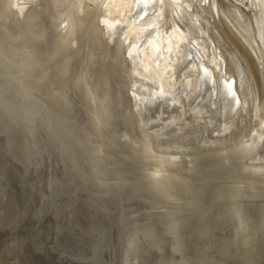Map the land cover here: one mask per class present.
<instances>
[{
    "label": "bare ground",
    "instance_id": "bare-ground-1",
    "mask_svg": "<svg viewBox=\"0 0 264 264\" xmlns=\"http://www.w3.org/2000/svg\"><path fill=\"white\" fill-rule=\"evenodd\" d=\"M0 131L9 139L17 157H22L21 161L34 164L44 150L53 152L66 162L78 187L114 190L120 194L119 206V200L130 194L129 201L139 200L155 206L156 211L160 209L158 214L143 216L141 211L145 206L139 207L142 218L138 213L129 216L132 222L122 228L130 229L129 237H124L129 242L125 239L117 242L120 245L125 242L132 254L140 247L155 246L160 236L167 237L176 246L174 240L182 229L177 212L183 208L184 212L190 211L193 202L212 201L221 205L229 201L240 203L244 198L250 203L256 198L264 199L260 190L264 191V0H0ZM189 145L192 151L193 145L214 150L203 153L206 149H202L194 157L187 150ZM219 162L230 169L218 168ZM193 164L197 167V176L192 183L186 179L187 175L183 176L182 170ZM12 178L9 175L13 181ZM16 187H10L14 188L12 202L18 192ZM25 189L29 195L31 188ZM19 193L15 199L20 196L23 203L25 196L21 199L22 192ZM45 193L42 197L49 195ZM76 202H70L71 206ZM20 214L18 219L22 217ZM241 215L226 217L233 220V229L237 232L245 223ZM243 216L245 227L255 230L248 211ZM3 221V227L5 223L13 225ZM50 224L47 223L48 227ZM35 226L31 231L37 230ZM43 227L47 230V226ZM204 228L208 231L209 227ZM70 231L69 235L66 233L68 236L72 234ZM62 232L66 230L60 236ZM121 233L124 236L125 232ZM53 238L44 240L62 241L59 236L57 240ZM103 242L106 241L103 239ZM49 243L55 246L54 242ZM90 244L93 243L90 241ZM85 247V251L90 248ZM71 249L74 251L66 249L61 254L68 257L66 253L70 252L74 253L73 257L76 251L72 246ZM84 250L82 257L86 254ZM89 253L90 250L88 256H91ZM7 254L4 257L15 255ZM188 254L181 256L186 258ZM173 255L176 254L173 252Z\"/></svg>",
    "mask_w": 264,
    "mask_h": 264
},
{
    "label": "rangeland",
    "instance_id": "rangeland-1",
    "mask_svg": "<svg viewBox=\"0 0 264 264\" xmlns=\"http://www.w3.org/2000/svg\"><path fill=\"white\" fill-rule=\"evenodd\" d=\"M234 107L235 106L232 105L231 111L234 110ZM234 119L237 120L236 118H234ZM2 137H4V138H2ZM0 140L2 141V142L0 141V153H1L0 154V159L2 158V160H3V161H1L2 163L5 161L3 164L0 162L2 164V166H0V168H2V167L4 168V169H1V171H0V205H1L0 208L2 207L0 209L1 210L0 211V232L2 233V235L0 233V235L2 237V238H0V248H1L0 251L2 250L0 252V256H1L0 259L2 258V256L4 257V255H6L7 253H9L10 255L12 253L15 254V255H13L14 257H11L9 255L11 258L8 257V256L2 258L1 259L2 261L0 260V264H13L14 262L17 263V264H21V263L22 264H58V263L60 264L59 261H64V259L67 257V255L63 256V254H61V253L65 252L66 249H69L67 251H72L71 246L73 247V249H75L76 252L78 250V253L75 252V255H73V257H72L71 254H74V253H71L70 254V252H67L66 254H69V256H71V257L68 256L67 258H69V259L72 258V260L65 259L67 261H65L63 263L61 262V264H74V263L75 264H81V263L82 264H86V263L87 264H125L127 261L130 262L129 264H141V263H143V261H144L145 264H148V263L149 264H152V263L154 264L153 261H155L157 264H264V199L263 198H256V199H254L252 201V203H250L251 201H249L248 199H245L244 198V199H242L240 201V203L229 201V202H225L226 205H225V203L219 205L218 203H214L212 201H206V202L200 201V203L199 202H197V203L193 202V204H192L193 206H191L192 209H189L190 211L187 210V212H184L185 211V208H183L182 209L183 211L180 209L182 212L181 211L180 212L179 211L177 212L178 218L181 216L180 217L181 218L180 219L181 220L180 225L182 226L181 227L182 229H181L180 234L174 240V242H176L175 243L176 246H173V243H172L173 241L171 242V240H169L167 237L160 236L159 239H158V241H156L157 244L155 246H152L151 248H149V247L148 248H145V246L140 247L141 249H139V250L136 249L134 251V253L132 254V252L128 248H126V243L129 242V239H127V240L125 239V238H128L129 235L131 234V231H129L130 229L128 230V228H126L129 225V223L132 222V221H130L132 217H129V216L132 215V214L134 216L135 213L136 214L138 213L137 215L139 216V218H142L145 214H149V216H150L151 213L153 215L154 214H158L159 211H160V209H158L156 211L157 208L155 206H151L150 207L149 205H147V203H145V202L143 203V202H141L139 200H136V201L130 200L129 201L127 199V197H130L129 196L130 194L127 195V196H125V197H123L124 199H120L119 200V204H121L120 205L121 207H120L119 205H117L118 204L117 203V200H118L117 197L120 194L116 193L114 190H111V189L110 190H104V191H101L100 189L94 190V189H89L85 185L83 187L82 186L81 187H78L76 185L77 184L76 178L71 177L70 173L68 172L69 169H68V166L66 165V162H64V160H62V158L59 157V156H57L55 153L49 152V151L45 152V150H44L41 153V156L36 161V163H34V164H28V163H26L24 161H21L22 160V157H20V156L17 157L18 155L16 154V152L14 151V149L11 147L10 142L7 141L9 139H7L6 136L1 131H0ZM2 144H4L5 146L4 145L2 146ZM193 147H194V150H193L194 152L191 150V145L187 146V150L190 149L189 151L192 153L191 155L195 154V156H196L198 154H201L200 152L202 151L203 148H201L200 146H197V148H196L195 145H193ZM2 148H4V150ZM204 149H206L205 152H203ZM204 149H203L202 152L203 153H206L211 148L209 147L208 148L209 150L207 148H204ZM6 150L8 152H11V154L10 153L6 154L7 153ZM213 150H214V148H213ZM213 150L211 149L209 152H211ZM197 151H199V153ZM49 154H50V156H49ZM44 155H45L46 158L44 157ZM1 156H4V157H1ZM44 159H46V161H44ZM6 162H7V164H6ZM219 164H220V166L221 165L222 166L220 167L217 164L216 166L218 168H223L224 169V168L228 167L227 169H230V166H225L224 167L221 162H219ZM8 166L11 167V168H9ZM32 166H34V170H33ZM36 166H39V167L36 168ZM183 169H184V170H182L183 176H186L187 175L186 176V179H188L192 183L195 182L196 181L195 178L197 176V174H196L197 173V170H196L197 167L193 164V165H187V167H184ZM5 172H6V176L4 174ZM58 172H59V174L61 176L58 174ZM12 173H14L15 175L17 173L18 176L16 175L17 176L16 177L14 174L11 175ZM8 174L10 175V178H12V176H15V178L14 177L12 178L13 181L11 179H9V175ZM188 176H190V177H188ZM192 177H193V179H191ZM5 179L8 180V181H5ZM16 179L19 180L20 182H17ZM9 180L11 181V184H10ZM5 182L8 183V185L9 184L10 185L8 186ZM4 183H5L6 186L4 185ZM32 183H35V185L32 184ZM14 185H16V186L17 185H20V186L17 188ZM37 185H39V186H37ZM7 186H8V188H7ZM12 186L13 187H16L18 189V192L16 191L17 189H15V191L17 192V193H15L16 194L15 195V198L17 197V194L19 192L20 193L22 192V195L19 193V195H21V197H22L21 199H23L24 196H25V198H24L25 200H23V203H22V200H19L20 196H18L19 197L18 199H15L14 198V200L12 202V194L14 193V191H13L14 188H11L10 189V187H12ZM41 186H43V187H41ZM26 187L29 188V189L31 188L29 190V193H30L29 195L28 194H25L26 191L28 190V189H25ZM73 189H75V190H73ZM67 190H69V191H67ZM260 190L264 193V191L262 190V188H260ZM44 191L45 192H48L49 195H47V196L44 195L42 197L43 193L44 194H47ZM102 192L105 193V195L102 196V194H103ZM109 192L112 193V194H109ZM97 193H101V195L100 194H97ZM51 194H52V196H54V195L55 196L52 197V196H50ZM113 194H114L115 197L113 196ZM27 195L29 197L31 196L32 199H30L29 197H26ZM69 196H70V198H69ZM101 196L102 197L105 196V198H102ZM77 197H78L79 201H78ZM108 197H110V199H108ZM28 198L30 200L29 201L30 204H28V201H27ZM38 198H39V202H38ZM52 198H54V199H52ZM72 198H73V202L74 201L75 202L77 201L76 203H74L73 206H71V204H73V202L71 201ZM82 198L83 199H86L87 198L88 200H82ZM43 199L44 200L52 199V200H49L50 202L47 201V203H50V204H47V203H45L46 201H44ZM102 199H103V201L104 200L105 201L103 202ZM24 201H27L26 202L27 204ZM42 201H44V202H42ZM69 201L71 202V204H70ZM31 202H33V203H31ZM67 202H69V203H67ZM15 203H20V204H17V206H16ZM44 203H45V205H44ZM23 204H24V206H23ZM62 204H64V205L67 204V206H62ZM124 204H126V205H124ZM26 205H28V206H26ZM58 205H59V207H58ZM68 205H69V207H68ZM127 205H129V206H127ZM133 205H135V206H133ZM30 206L32 208H30ZM44 206L46 208L49 206V208H47V209L45 208V210L46 211L49 210V212L48 211H47V213L45 212V210L43 208ZM84 206H85V208H83ZM62 207H63V209H62ZM72 207H74V208H72ZM97 207H98V209H97ZM139 207H144L142 209H143V211L145 209L146 212L143 213V211H141L142 209L139 208ZM24 208H25V210H24ZM119 208H121V209H119ZM137 208H139L141 210H138ZM67 209H69V210H67ZM77 209H78V211H77ZM146 209H148V210H146ZM152 209H154V210H152ZM207 209H209V210H207ZM72 210H73V212H72ZM116 210H117L118 213L116 212ZM202 210L204 211L203 213H202ZM26 211L27 212L29 211L28 214L30 216L27 214ZM30 211L32 212V214H30L31 213ZM76 211L79 213V216H78V213ZM139 211L142 212V215L143 216L141 214H139L140 213ZM246 211H248V214L250 216L251 222L253 223L252 225L256 227L255 230L248 229L244 225V224H246V221L243 218L244 217L243 214ZM55 212H57V213H55ZM59 212H62V213L64 212L63 213L64 214L63 215L64 217ZM101 212H102V214H101ZM210 212H211V214H210ZM214 212H216V213H214ZM18 213L22 216V217L20 216L21 217L20 218L21 220L18 219V217H19V214ZM65 213H66V215H65ZM76 213H77V217H76ZM213 213H214V216L211 217L213 215ZM227 214L230 215V216L235 214L236 215L235 216L236 218H237V215L242 214L241 215V219H242V222L243 223L245 222V223L243 224L242 227L237 228L238 229V232H237V230L235 231L233 229L234 228L233 220L231 219L232 220V222H231V220H227L226 219V217L228 216ZM23 215H24V217L26 216L25 217V220H24ZM43 215H44V217H43ZM73 215L75 216V218H73V220L70 221V219H72V217H74ZM185 215L187 217H185ZM27 216H29V217H27ZM81 216H82V219H80ZM83 216L84 217L86 216L87 218L86 217L85 218L88 221H90V222H87L86 219L84 221ZM89 216H90V218H88ZM118 216L120 217V219L118 218ZM1 217H3V218H1ZM60 217L62 218V220H60ZM231 217H233V216H231ZM10 218H12V219H10ZM26 218H27V220H26ZM49 218H52V219H49ZM113 218H115L114 221L112 220ZM212 218H213V220H212ZM2 219L4 220L3 222H6L7 221V222H9V223H11L13 225L10 226V224L5 223L6 226L3 227L4 226L3 225L4 223L2 224V222H1ZM7 219L8 220L10 219V221H8ZM13 219L15 221L14 223L11 222V220L13 221ZM208 219L211 220V221H209ZM23 220L24 221H27V222H24ZM55 220H58V221H56V223H55ZM82 220L85 222V224H84V222H82ZM52 221H54L53 222L54 223L53 225L51 223ZM102 221H105L107 223L102 222ZM58 222H60V223L62 222V225H60L61 227L59 226L60 228L58 226H56ZM73 222L76 223V224H74ZM99 222H100V224L102 222V224L101 225L100 224L98 225L97 223H99ZM41 223H43V224H41ZM47 223H48V225L51 223L50 226L52 225L51 226L52 228L50 226L48 227ZM65 223H67L68 225L65 224ZM79 223H80V225H78ZM204 223H205V225H203ZM16 224L17 225L20 224V225L16 226ZM73 224L75 226H77V225L80 226L83 229V232L81 231L80 227H78V226L75 229V226L73 227ZM83 224H84V226L88 224L89 227H90V229H89L88 225L84 227ZM43 225L47 226L46 227L47 230L43 227ZM70 225H72V226H70ZM34 226H35V228L37 227L36 228L37 230L39 229L38 226L41 227L40 228L41 230L40 229H39V231L33 230L34 232L31 231L30 228H32ZM53 226H55L56 229H54ZM96 226H97V228H93V227H96ZM124 226H126V227L124 228V230H122V228ZM192 226H195V227H192ZM204 226L207 227V228L209 227L208 228V231H207V229L204 228ZM100 227L103 228V230ZM14 229L17 230L15 233H14V231H15ZM42 229H45L46 231L45 230H42ZM48 229H49V232H48ZM7 230H8V233L5 232ZM21 230H22V232H20ZM62 230L63 231L66 230L65 233L62 232L65 235H67L66 233H68V235H69V231L72 230V234L70 236L67 235L68 237L65 236L64 234H62L60 236V233H61ZM84 230H86L87 232H84ZM90 230H92L91 233H90ZM156 230H159V228H156ZM198 230H202L203 232L200 233ZM24 231H25V234H24ZM41 231H42V234L40 233V235H39L38 232H41ZM50 231L51 232L53 231L54 233L53 232L51 233ZM58 231H59V233H58ZM100 231L101 232L103 231V232L101 233ZM118 231L120 233H118ZM122 231L125 232L123 234L124 236H120V235H122V233H121ZM27 232H29V233H27ZM74 232H76V233H74ZM79 232H82V233L79 234ZM92 232H93V234H92ZM112 232L114 233V235L112 234ZM115 232H117V235H116ZM127 232H129V233H127ZM56 233H58V234H56ZM70 233H71V231H70ZM184 233H187V234H184ZM192 233L195 234V236L197 235L196 236L197 238H194L195 236ZM73 234H74L75 237L73 236ZM24 235H27V237L28 236L29 237L27 238ZM35 235H36V237H35ZM56 235H57V238L55 237ZM77 235L80 238H82V239L80 240V238H78ZM99 235H101V236H99ZM110 235H112V236H110ZM127 235H128V237H125ZM52 236H54L56 238V240L58 239V236H59V238L61 237L60 240H62V241L60 243L63 242V245H61V247H60V243L58 242V240H57V242H58L59 245L56 244L57 242H55L54 240L53 241H50V239L53 238ZM109 236L111 238H109ZM119 236L121 238H119ZM42 237H44L45 239H47V238H50V239H49V241L46 240L47 241L46 242L44 240V238H43L42 241H44V242H42L41 241V238ZM87 237L88 238L90 237V238L87 239ZM115 237L117 239H115ZM181 237L184 238V240L183 239H178V238H181ZM55 238H53V239H55ZM65 238H69L67 240H70V239H72V240H70V242H66L67 240H64ZM10 239L11 240L13 239V240L11 241ZM85 239H87V240H85ZM98 239L100 241L99 244L101 246H103V247H101L99 244H97L98 243V241H97ZM103 239L106 242H103ZM124 239H125L126 243L123 242V244L120 245V243L122 241H124ZM16 240H17L18 243L16 242ZM74 240H75V242H77V240H78L79 243H75V242L72 243V241H74ZM82 240L85 241V242H83ZM114 240L116 241L117 244L114 242ZM117 240H119L118 242H120V243H118ZM7 241L8 242L10 241L9 244L7 243ZM90 241L93 244H90ZM165 241L168 242V243H166ZM49 242H51V243L54 242V245H55V246H53L54 247V250H53V247H52L53 244H50ZM102 242L104 244H102ZM3 243H5V244H3ZM41 243L42 244L44 243L43 244L44 247H46L48 245L49 246L48 247L49 249L46 247V248H42V249H44L43 250L44 252L43 251H40L39 248L43 247V246H39V244L42 245ZM70 243H72V244H70ZM159 243H160L161 246H159ZM7 244L10 245V246H6ZM19 244H20V246H17ZM74 244L75 245L77 244V245L74 246ZM78 244H79V246H78ZM2 245H3V247H1ZM34 245H36V246H34ZM57 245H58V247H57ZM81 245L83 246V250H84V246L85 245H87V247H85L86 249L90 246V248H89L90 253L89 254L91 256H88L89 250L87 249L88 250V251L86 250L87 252L84 250V253H86L85 254V257H82V256H84V254L82 253L83 250H82V252H80V249L82 248ZM91 245H94V246L91 247ZM106 245H108V246H106ZM69 246H70V248H69ZM80 246H81V248H80ZM180 246H181V250H180ZM190 246L193 247V248H189ZM9 247L11 249H8ZM12 247L14 249H12ZM62 247L64 249H62ZM3 248H5L4 250H6V248H7L8 251L7 250L4 251ZM55 248H58V249H56L57 251L55 250ZM172 248H174V249H172ZM121 249L123 251H122V256H121V259H120V255L119 254H121V253H119V252L121 251ZM167 249L168 250L170 249V250L167 251ZM46 250L48 252H46ZM51 250H53L55 252L52 251L53 253L50 254ZM186 250H188L187 252L189 254L186 252ZM3 251H4L5 254L3 253ZM20 251H24L26 254L24 252H23V254L26 257L27 256L28 257L26 258L24 256V258L22 259V255L23 254ZM190 251L192 253L195 252V254L190 253ZM173 252L176 255H173ZM39 253L40 254L44 253L45 255L44 254L40 255ZM19 254L20 255L22 254V255L20 256ZM183 254H184V256L186 254H188V255L186 256V258H184L183 256H181ZM55 255H58V256H55ZM59 255H61V256H59ZM131 255H132V257H131ZM147 255H151L153 258L152 257L151 258H147V257H149ZM188 256H190V257H188ZM196 256H200V258L199 257L196 258ZM47 257H49V258H47ZM56 257H57L56 260H52L53 258L55 259ZM77 257L78 258L79 257H82L83 259L80 258V259H77L76 260ZM134 257H136L137 259L134 258ZM139 257L141 258L140 260H139ZM154 257L156 258V260H155ZM7 258H8V261H6ZM9 258H10V260H9ZM61 258H63V259L60 260ZM131 259H133V260H131ZM174 259H178V260H174ZM195 259H197V260L199 259L198 262ZM92 260H93V262H92ZM134 260H135V262H134ZM182 260L183 261L186 260V261L183 263ZM88 261H89V263H88ZM148 261H150V262H148Z\"/></svg>",
    "mask_w": 264,
    "mask_h": 264
}]
</instances>
